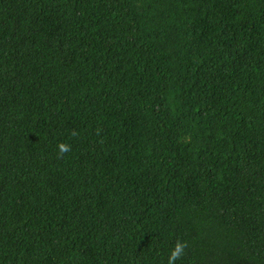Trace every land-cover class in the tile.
Returning a JSON list of instances; mask_svg holds the SVG:
<instances>
[{
	"label": "trees",
	"instance_id": "1",
	"mask_svg": "<svg viewBox=\"0 0 264 264\" xmlns=\"http://www.w3.org/2000/svg\"><path fill=\"white\" fill-rule=\"evenodd\" d=\"M177 240L264 264V0H0V264Z\"/></svg>",
	"mask_w": 264,
	"mask_h": 264
},
{
	"label": "clouds",
	"instance_id": "2",
	"mask_svg": "<svg viewBox=\"0 0 264 264\" xmlns=\"http://www.w3.org/2000/svg\"><path fill=\"white\" fill-rule=\"evenodd\" d=\"M97 134H99V130L97 131ZM73 135L75 136L76 133L73 132ZM57 148L58 158H62L65 153L71 151V145L63 142L59 143L57 145ZM189 246L190 245L188 241L177 240L173 249L170 252L167 264H176V261L181 259L186 254V250L189 248Z\"/></svg>",
	"mask_w": 264,
	"mask_h": 264
}]
</instances>
